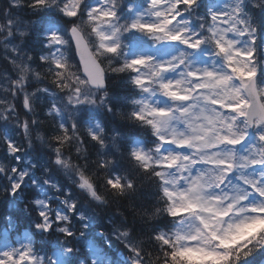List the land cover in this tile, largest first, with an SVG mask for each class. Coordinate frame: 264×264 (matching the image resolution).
I'll use <instances>...</instances> for the list:
<instances>
[{
    "label": "snow or ice",
    "instance_id": "obj_1",
    "mask_svg": "<svg viewBox=\"0 0 264 264\" xmlns=\"http://www.w3.org/2000/svg\"><path fill=\"white\" fill-rule=\"evenodd\" d=\"M0 49V264H264V0H0Z\"/></svg>",
    "mask_w": 264,
    "mask_h": 264
},
{
    "label": "trees",
    "instance_id": "obj_2",
    "mask_svg": "<svg viewBox=\"0 0 264 264\" xmlns=\"http://www.w3.org/2000/svg\"><path fill=\"white\" fill-rule=\"evenodd\" d=\"M49 127H50V121H45L42 124L43 129H47ZM2 151L3 149L0 148V152ZM9 216L13 217V223L15 227L19 230L20 233H23L24 230L28 227V216L23 210V202H19V203L10 202L9 200L5 199L2 194H0V232L2 230V227L5 224H7V218ZM109 228H110V225L108 224L107 220H104L101 222L99 230L107 231ZM118 251H121L124 254L123 248L119 244V242L113 244L109 254L110 255L112 253L117 254Z\"/></svg>",
    "mask_w": 264,
    "mask_h": 264
},
{
    "label": "rangeland",
    "instance_id": "obj_3",
    "mask_svg": "<svg viewBox=\"0 0 264 264\" xmlns=\"http://www.w3.org/2000/svg\"><path fill=\"white\" fill-rule=\"evenodd\" d=\"M4 68H11V64L6 60L3 49H0V71H2ZM0 148L3 149L2 145H0ZM118 254L123 255L120 252Z\"/></svg>",
    "mask_w": 264,
    "mask_h": 264
}]
</instances>
